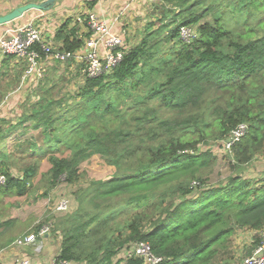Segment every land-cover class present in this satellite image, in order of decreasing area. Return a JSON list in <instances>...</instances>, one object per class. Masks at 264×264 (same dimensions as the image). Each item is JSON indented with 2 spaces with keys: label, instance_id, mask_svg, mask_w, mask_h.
Here are the masks:
<instances>
[{
  "label": "trees",
  "instance_id": "trees-1",
  "mask_svg": "<svg viewBox=\"0 0 264 264\" xmlns=\"http://www.w3.org/2000/svg\"><path fill=\"white\" fill-rule=\"evenodd\" d=\"M239 1L247 9H264V0ZM94 2L91 0L89 5ZM154 3L161 15L144 25L138 41L124 48L121 59L110 71L84 78L74 93L93 101L111 91L124 94L140 106L135 116L137 131L142 128L150 140L160 137L145 147L146 155H142L135 170L92 183L89 201L93 208L107 211L124 205L135 211L108 235L105 243L85 254H78L77 248L98 215L77 211L58 221L61 241L57 260L74 264H143L139 257L128 258L124 263L114 257L124 245L145 241L156 256L163 257L158 264H213L226 256L236 227L256 231L251 249L260 241L257 231L264 229V185H253L239 175L229 176L221 185H207L202 173L216 157L213 149L198 150L197 144L208 137L220 142L237 124L246 123L247 132L230 147L237 162L232 166L247 162L253 152L264 147V83H260L264 81V34L242 40L252 29L242 34L224 27L214 15L216 0ZM70 22L66 19L55 34V39L61 41L60 49L74 50L83 43L82 37L77 36V27L70 26ZM180 26H194L190 41L180 37ZM35 48L44 56L39 45ZM146 86L143 94H134ZM45 91L20 114L17 124L32 119L31 127L25 125L24 130H38L37 134L47 143L49 167L43 176L49 186L76 182L79 164L93 154L116 156L118 146L126 149L125 154L134 151L133 145L129 146L131 130L103 131L97 127L100 130H89L70 146L62 143L67 155L55 154L61 140L56 135L53 140L51 132L54 122L62 117L58 108L66 98L48 96L50 90ZM151 98L157 106L148 104ZM200 105L207 106V113L190 111ZM110 107L109 104L105 111ZM159 107L175 110V115L145 125L155 119ZM210 126H214L211 132L205 129ZM175 130H179L177 135ZM7 132L0 127V142ZM188 133L195 136L183 138ZM37 146L29 139L21 148L25 155L34 157ZM218 146L224 145L221 142ZM8 154L1 150L0 158ZM35 165L23 167L21 174L16 175L2 164L0 175L4 181L0 191L25 194Z\"/></svg>",
  "mask_w": 264,
  "mask_h": 264
},
{
  "label": "rangeland",
  "instance_id": "rangeland-1",
  "mask_svg": "<svg viewBox=\"0 0 264 264\" xmlns=\"http://www.w3.org/2000/svg\"><path fill=\"white\" fill-rule=\"evenodd\" d=\"M29 1L40 2L42 0L20 1V4ZM216 2L214 15L221 19L224 27L242 34L252 29L249 31L250 34L242 40L264 34V9H247V7L241 6L242 3L239 0H216ZM18 5H15V0H0V14L6 13ZM29 11L28 13H36V10ZM154 12L155 15L152 12L148 13L146 19L141 20V23L137 21L138 19H135V23L131 28L124 29L123 38L127 46L138 41L141 30L146 23L161 15L159 8H156ZM167 17H169V14H167ZM192 29L195 30L194 26H192ZM82 67V61H78V64L73 61H49L44 66L42 74L36 76L41 78L29 82L26 87H21L22 89L20 88V90H24L23 93H20L18 102L20 112L25 113L31 105L35 104L37 99L46 94L45 89L48 88L50 90L48 96L66 98L63 106L58 108V111L63 112L62 117L54 122L53 126L55 128L51 132L53 140L55 135L61 140L59 142L61 145L55 154L67 155L69 152L63 146H70L86 132L91 131L93 133L100 129L103 131L120 130L121 128L124 132L131 130V135L128 138L130 139L129 143L132 144L129 146L133 145L134 151L125 154L126 149L122 150L118 146L116 156L113 153L107 156L93 154L79 164L80 176L76 182L71 184L59 182L54 186H49L48 180L43 176L49 167L48 155L45 153L47 143L37 134L38 130L33 128L24 130L25 125L31 127L32 119L27 118L17 124L15 128L13 127L10 133L7 134V138L5 137L6 139H3L0 143V147L3 146L0 151L5 150L9 153L6 158H0V167L4 164L10 172L20 175L23 167L33 163L37 165H35V173L28 178V190L25 194L15 195L13 192L3 193L0 191V255L11 248V251H14V253L8 254L9 257L4 255L0 257V262L3 264H10L14 258L20 255L32 257L34 260H38L39 264H48L51 257L56 255L49 254L48 246L43 243L40 251H35L33 246L14 247L11 243L29 233L37 234L41 227L48 226L47 233L52 239L51 245L54 246V244L56 245L61 241L57 222L76 214L77 211H85L89 216L98 215L97 220L90 225L88 234L78 245V254H85L92 249H98L105 243L104 241L108 235L116 232V229L121 227L135 211V208H128L124 205L107 208V211L93 208L89 201L93 187L92 183L100 179H107L122 171L135 170L139 165L140 158L144 157L142 155H146L145 147L150 144V141H155L160 137L150 140L144 134L142 128L137 131L139 126L135 116L140 112L137 111L140 106L133 104L130 98L124 94L111 91L106 93L101 100L95 101L75 96V90L83 81ZM260 83L263 84L264 81L261 80ZM146 89L147 86L135 90L134 94H143ZM71 93H73V96H68ZM109 104L111 105L110 109L105 111ZM148 104L157 106V102L153 98L148 100ZM144 108L145 105L141 107L142 110ZM206 108L207 106L200 105L198 109L194 107L190 111L198 113L203 110V113H207ZM155 115V119L150 120L145 125H153L159 119L171 118L175 115V110H166L165 107H159ZM19 118L16 123L19 122ZM209 120L210 118L206 116V121ZM97 127L100 129H97ZM213 127L210 126L205 129L211 132ZM178 133L179 130H175L174 135ZM193 136H195L194 133H188L183 138ZM29 139L38 144L34 157L25 155L21 148L25 146L26 140ZM17 143L21 146H16ZM219 143L221 141L218 142L208 137L197 144L198 150L213 149L216 157L215 162L202 173L207 185H221L229 176L235 175L250 180L253 185H264V147L261 148L260 146V150L253 152L252 157L247 162L232 166V164L237 163L234 155L230 152L229 147L223 146L220 148ZM3 161L4 163H2ZM167 193L168 191L165 194ZM62 198L69 199L68 209L63 212L56 210V205ZM253 235L251 230L245 232L244 229L236 227L232 236L231 247L227 250L228 252H225L227 259L224 257L220 262L217 260L213 264H238L242 257L251 250V241L246 242V240L248 238L253 239ZM38 238L41 240L39 236ZM69 264H74V262Z\"/></svg>",
  "mask_w": 264,
  "mask_h": 264
},
{
  "label": "built area",
  "instance_id": "built-area-1",
  "mask_svg": "<svg viewBox=\"0 0 264 264\" xmlns=\"http://www.w3.org/2000/svg\"><path fill=\"white\" fill-rule=\"evenodd\" d=\"M75 22L85 25L93 36L84 38L82 45L74 50H64L55 48L51 43L43 39L40 28L30 21L26 24L16 27L10 34L0 36V51L15 57L23 58L26 61L24 75L35 73L36 76L42 74V61H82L81 69L83 79L86 77H95L110 71L121 59L123 50L127 46L122 33L112 32L105 21L98 17L95 12H78L74 18ZM189 26H180V37L185 41H190L194 36V30ZM39 45L44 53L41 56L35 45ZM103 47L101 53L98 47ZM247 132V124L239 123L231 131L227 138L221 140L224 146L231 145L238 141ZM4 181L3 175H0V184ZM69 199L62 198L56 205L57 211H66L68 209ZM48 226H43L37 234L29 233L23 237L15 239L11 245L14 247L33 246L35 251L42 248L43 238L48 235ZM250 230H245L249 232ZM253 234L256 231L251 230ZM260 237L259 243L252 247L250 253L244 255L238 264H264V229L257 231ZM41 238V240L38 238ZM252 241V239H251ZM12 246V247H13ZM139 257L143 264H158L163 257L156 256L150 245L145 241H135L124 245L115 255L124 263L128 258ZM69 261H60L51 257L48 264H69ZM10 264H36V261L29 256L20 255L14 258Z\"/></svg>",
  "mask_w": 264,
  "mask_h": 264
},
{
  "label": "crops",
  "instance_id": "crops-1",
  "mask_svg": "<svg viewBox=\"0 0 264 264\" xmlns=\"http://www.w3.org/2000/svg\"><path fill=\"white\" fill-rule=\"evenodd\" d=\"M20 1L27 0H15V5L20 4ZM90 1L57 0L48 10L30 9L36 10V13H28L30 12L28 10L22 16L0 24V36L10 34L16 27L33 21L40 28L43 39L46 42H51L53 47L60 48L61 41L55 39V34L66 19H71L70 26L77 27L78 37H82L84 40L86 37L93 36V33L85 25L74 21L78 12L93 11L105 21L112 32L123 34L124 29L128 30L132 27L135 19H138L137 21L141 23V20L146 19L148 13L152 12L155 15L154 10L157 8L154 0H95L92 5H89ZM12 3L14 4V2ZM98 49L103 53V47L99 46ZM48 62L42 61L43 66H46ZM74 63L78 64V61H74ZM25 65L26 61L23 58L0 51V127L6 129L7 134L10 133L13 127L17 126L16 121L21 114L18 102L20 93H23L24 90H20V88L26 87L29 82L36 81L38 78L35 73L24 75ZM51 240L50 235H47L43 238V244L48 246L47 250H50L48 253L55 256L58 253L60 243L58 242V244L52 246ZM250 241L251 238L246 240V242ZM11 249L4 252L3 255L9 257L8 254L14 253ZM3 255L1 254L0 257ZM35 261L36 264H39L38 260ZM0 264L3 263L0 262Z\"/></svg>",
  "mask_w": 264,
  "mask_h": 264
},
{
  "label": "water",
  "instance_id": "water-1",
  "mask_svg": "<svg viewBox=\"0 0 264 264\" xmlns=\"http://www.w3.org/2000/svg\"><path fill=\"white\" fill-rule=\"evenodd\" d=\"M57 0H42L40 2L29 1L15 6L10 11L0 14V24L10 22L30 9L45 11L50 9Z\"/></svg>",
  "mask_w": 264,
  "mask_h": 264
}]
</instances>
